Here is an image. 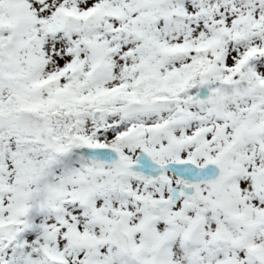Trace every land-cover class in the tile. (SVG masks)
<instances>
[{
  "label": "snow or ice",
  "instance_id": "1",
  "mask_svg": "<svg viewBox=\"0 0 264 264\" xmlns=\"http://www.w3.org/2000/svg\"><path fill=\"white\" fill-rule=\"evenodd\" d=\"M0 264H264V0H0Z\"/></svg>",
  "mask_w": 264,
  "mask_h": 264
}]
</instances>
